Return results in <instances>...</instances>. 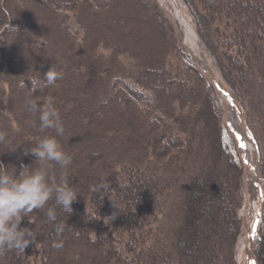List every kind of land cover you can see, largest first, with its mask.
Masks as SVG:
<instances>
[{"label":"trees","instance_id":"16d2710c","mask_svg":"<svg viewBox=\"0 0 264 264\" xmlns=\"http://www.w3.org/2000/svg\"><path fill=\"white\" fill-rule=\"evenodd\" d=\"M130 1L120 8L114 0H0V163L17 175L34 165L25 149L55 129L40 127L41 112L27 100L39 108L51 100L78 193L71 214L56 208L50 221L53 200L24 217L19 227L34 230L35 240L24 252L0 254V264H238L243 166L235 138L206 79L179 57L175 38L164 42L162 11L153 0ZM186 2L243 105L264 173V0ZM141 6L150 12L142 19ZM129 22L143 29L133 32ZM137 42L153 49L136 58ZM168 46L176 66L159 56ZM53 67L54 85L34 89L30 79ZM261 216L257 264H264V201Z\"/></svg>","mask_w":264,"mask_h":264},{"label":"clouds","instance_id":"9594fccd","mask_svg":"<svg viewBox=\"0 0 264 264\" xmlns=\"http://www.w3.org/2000/svg\"><path fill=\"white\" fill-rule=\"evenodd\" d=\"M58 71L53 67L44 77L30 79L34 89L52 86L59 79ZM49 100L46 108H39L33 99L27 100V107L32 111H40V127L55 129L54 136L42 138L35 146L25 149L35 157L34 165L21 167L9 171V166L0 163V254L9 250L24 252L28 245L36 238L34 230L21 228L19 225L24 217H28L34 210H43L49 201L55 207H48L46 217L50 221L57 219L56 208L71 214L72 204L78 198L77 190L67 178L65 169L72 162V156L66 153L60 140L65 135V128L51 108ZM4 138L0 137V141ZM10 146L8 151L15 152L20 146ZM54 166L60 171L56 172ZM108 187L101 185V189Z\"/></svg>","mask_w":264,"mask_h":264},{"label":"bare ground","instance_id":"6f19581e","mask_svg":"<svg viewBox=\"0 0 264 264\" xmlns=\"http://www.w3.org/2000/svg\"><path fill=\"white\" fill-rule=\"evenodd\" d=\"M160 3L167 5L166 10L177 28L180 42L192 56L197 68L209 80L219 110L223 115L221 119L224 127L227 129L226 125H231L233 132L239 138L238 140L236 137L246 161L245 174L247 179L238 215L243 228L236 244L235 257L239 264H255L253 245L258 239L261 201L264 192L258 167L259 156L256 138L248 126L244 108L240 105L234 90L223 80L217 68L203 50L193 17L185 2L183 0H160Z\"/></svg>","mask_w":264,"mask_h":264},{"label":"rangeland","instance_id":"374dc122","mask_svg":"<svg viewBox=\"0 0 264 264\" xmlns=\"http://www.w3.org/2000/svg\"><path fill=\"white\" fill-rule=\"evenodd\" d=\"M115 1V4H114V6H120V8H122V7H127V8H130V6H131V1L130 0H127L126 2L125 1H122V2H120V0H114ZM128 1H130V2H128ZM184 2H185V4L187 5V7H188V9H189V11H190V14L192 15V17H193V20H194V24H195V26H196V31H197V34H198V36H199V41H200V44H201V46H202V48H203V50L207 53V55H208V57L211 59V61L213 62V64L215 65V67L217 68V70H218V72L220 73V75L222 76V78H223V80L233 89V87L229 84V82L227 81V79H225L224 77H223V74H222V70H221V67H220V64H219V62H218V59H217V57H216V55L213 53V51H212V49H211V47L209 46V44L207 43V41L206 40H204L202 37H201V32H200V29H199V26H198V23H197V19H196V17H195V15H194V13L192 12V10H191V8H190V6L188 5V3L186 2V0H183ZM221 1V0H220ZM153 2L158 6V8L160 9V11H162V13L164 14V16L166 17V19L168 20V22H169V25H166L165 23L163 24L164 25V27L166 28H162L163 29V31H162V35H163V40H164V42L165 43H168L169 45H170V43H169V40H170V38H175V47H177V51H178V55H179V57L181 58V59H183L185 62H187V63H190V64H193L194 66H195V68L199 71V69L197 68V66L195 65V63H194V61H193V58H192V56L190 55V53L189 52H187L185 49H184V47H183V45H182V43L180 42V38H179V33L177 32V28H176V26H175V24H174V22L171 20V18H170V14L168 13V11L166 10L167 9V5L165 4V3H160V0H153ZM139 4H146V0H141V3H139ZM123 5V6H122ZM203 10V9H202ZM116 12H119L118 10L116 11ZM149 11L145 8V10H144V7L143 6H141V19L144 17V15H146L147 13H148ZM150 13V12H149ZM225 22V21H224ZM129 25L130 26H128V28H131V30H133V32L136 30H134V27L135 28H138L139 30H138V32L139 31H141V29H143V27H142V25H143V23H142V25H141V27L139 28V26H132L131 24H130V22H129ZM154 29V28H153ZM153 29H151L149 32H148V37L151 39V41H152V45H155L156 46V40L158 39V37H159V32H158V34L157 33H155L156 32V30L154 31ZM172 31V33H173V35H170V32L169 31ZM137 31V30H136ZM159 31H160V28H159ZM136 33V32H135ZM202 33H206V32H202ZM208 33V32H207ZM147 33L145 32L144 33V35H146ZM155 36H157V37H155ZM145 43L147 44V42H146V39H145ZM145 43H143V42H137V43H135V44H133L132 45V47H131V54H137L138 56H136V58L137 57H140V55H141V51H142V53H143V55H141V56H144V55H148L150 52H151V50L153 49V48H151V49H149V48H145V47H142L143 45H146ZM141 45V46H140ZM166 48H168V50L165 52L163 49H160L159 48V50L157 49V48H155V50H158V52H159V56L163 59V61L168 65L169 63H170V66H176V60H175V57H174V52L175 51H173L172 49H171V47L170 46H168V47H166ZM165 53H166V55H165ZM129 60H133V58L131 57V58H129ZM171 64H173V65H171ZM121 67L122 68H124V66L123 65H121ZM128 71H129V73H131V74H134L135 72H139L140 71V68H136V67H133V66H130V67H128ZM127 71V72H128ZM199 73L206 79V81L208 82V80H207V77H205L202 73H201V71H199ZM130 74V75H131ZM192 74V73H191ZM150 75H152V74H150ZM193 75V74H192ZM145 76H147V75H145ZM153 76V75H152ZM139 79V78H138ZM148 79H149V81L150 82H153V79H158V77L157 76H155V77H151V79H150V77L148 76ZM159 81H160V79H159ZM208 84H209V82H208ZM209 87H210V89H212L211 88V86L209 85ZM185 89V88H184ZM234 90V89H233ZM235 92V91H234ZM211 93H212V97H213V101H214V103L216 104V97H215V95L213 94L214 92H212V90H211ZM235 95H236V92H235ZM237 97V96H236ZM239 100V99H238ZM240 102V101H239ZM217 105V104H216ZM240 105L241 106H243L242 104H241V102H240ZM216 107H218V106H216ZM219 109V108H218ZM249 126V125H248ZM226 127H227V131H229L230 132V134L235 138V141H236V151H237V154L239 155V158L241 157V162L243 161V163H244V165H243V163H242V165L244 166V167H242L243 169H242V174H241V182H240V184H239V186H238V190H237V194H238V196L240 197V201H239V204H238V207H237V215H239V210H240V207H241V204H242V201H243V191H244V188H245V185H246V179H247V175L245 174V171H246V162H245V158H244V156L242 155V149H241V145H240V143H238V141H237V138H238V136L233 132V129L231 128V125L229 126V125H226ZM250 128V127H249ZM237 137V138H236ZM238 140H239V138H238ZM256 144H257V150H258V167H259V171H260V175H261V180H262V184H263V188H264V173H263V167H262V161H261V151H260V148H259V144H258V141H257V139H256ZM244 158V159H243ZM263 201H264V192H263V199H262V201H261V209H260V215H261V210H262V204H263ZM240 222H241V229H240V234H241V231H242V228H243V225H242V221H241V219H240ZM261 222H262V216H261V219H260V223H259V227H258V239H257V241L254 243V245H253V254H254V256H255V260H256V262H255V264H257V258H256V254H255V249H256V246H258V244L260 243V241H261V233H260V227H261ZM240 234H239V236H240ZM237 244V243H236ZM235 250H236V247H235ZM236 261H237V259H236ZM237 263H238V261H237ZM239 264V263H238Z\"/></svg>","mask_w":264,"mask_h":264}]
</instances>
